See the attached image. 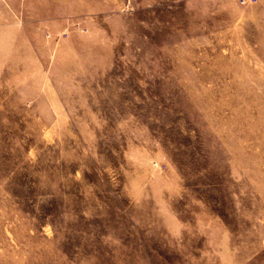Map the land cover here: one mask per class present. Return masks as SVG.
<instances>
[{
    "label": "rangeland",
    "instance_id": "obj_1",
    "mask_svg": "<svg viewBox=\"0 0 264 264\" xmlns=\"http://www.w3.org/2000/svg\"><path fill=\"white\" fill-rule=\"evenodd\" d=\"M0 264H264V0H0Z\"/></svg>",
    "mask_w": 264,
    "mask_h": 264
}]
</instances>
